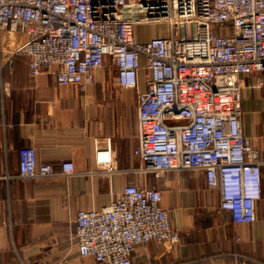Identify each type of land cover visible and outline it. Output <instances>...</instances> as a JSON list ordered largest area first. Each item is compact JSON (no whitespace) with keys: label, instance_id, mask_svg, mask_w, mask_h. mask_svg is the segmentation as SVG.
I'll list each match as a JSON object with an SVG mask.
<instances>
[{"label":"built area","instance_id":"obj_1","mask_svg":"<svg viewBox=\"0 0 264 264\" xmlns=\"http://www.w3.org/2000/svg\"><path fill=\"white\" fill-rule=\"evenodd\" d=\"M139 24H166L169 32L140 41ZM6 33L25 38L18 51L33 77L54 70L60 86L84 91L99 70L115 68L119 87L137 91L139 171L202 170L221 209L235 222L256 221L264 162L243 131L242 93L250 81L264 97V0H0V71ZM18 156L9 177L56 174L32 147ZM94 159L113 171L110 139L96 144ZM60 173L75 175L74 162ZM162 200L157 188L129 184L110 204L80 209L71 233L79 256L132 264L141 245L178 243Z\"/></svg>","mask_w":264,"mask_h":264},{"label":"crops","instance_id":"obj_2","mask_svg":"<svg viewBox=\"0 0 264 264\" xmlns=\"http://www.w3.org/2000/svg\"><path fill=\"white\" fill-rule=\"evenodd\" d=\"M5 36L12 50L3 56L0 71L1 264H91L71 239L72 222L80 209L110 204L129 184L159 189L181 235L178 243L139 246L132 264H264V166L263 196L252 223L235 222L220 208V192L207 186L202 170L167 172L152 182L150 173L139 171L142 164L133 154L139 145L137 91L119 87L115 68L99 70L96 83L84 91L60 86L54 70L31 75L28 57L18 51L23 36ZM145 89L141 73L139 90ZM242 110L244 134L264 162V97L250 81ZM109 139L114 169L99 172L95 146ZM26 147L34 148L38 162L51 164L56 174L9 177L17 173L18 152ZM66 161L75 164L71 177L60 173ZM139 172L152 186L140 181Z\"/></svg>","mask_w":264,"mask_h":264},{"label":"rangeland","instance_id":"obj_3","mask_svg":"<svg viewBox=\"0 0 264 264\" xmlns=\"http://www.w3.org/2000/svg\"><path fill=\"white\" fill-rule=\"evenodd\" d=\"M168 32H169V26L166 24H139L136 26V32L135 33H136V36H138V38L146 39V38L150 37L151 35H153V33L167 35ZM10 50H12V49L9 48L7 46V43L5 42V51H10ZM97 170H99V172L103 171L99 168H97ZM146 175L144 173L139 172L138 176H139L140 181L145 182V184L147 186H152L147 182V180H146L147 177H145ZM147 176L150 178V180H152V182L155 181V179H157L155 173H150ZM152 188H154V187H152ZM90 259L92 260L91 264H96V262L92 258H90Z\"/></svg>","mask_w":264,"mask_h":264}]
</instances>
